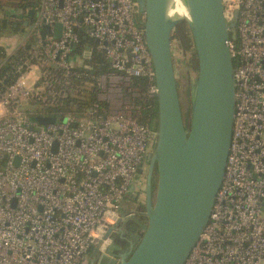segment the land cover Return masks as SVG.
<instances>
[{"label": "built area", "instance_id": "obj_1", "mask_svg": "<svg viewBox=\"0 0 264 264\" xmlns=\"http://www.w3.org/2000/svg\"><path fill=\"white\" fill-rule=\"evenodd\" d=\"M222 2L224 19L236 17L233 128L209 220L184 264H264V0ZM143 21L135 0H39L21 66L37 71L39 100L57 102L73 65L90 58L71 55L81 31L110 68L95 79L108 109L40 126L16 96L25 73L15 94L0 95V264H90L91 248L106 254L112 244L124 201L138 200L155 132L135 118L131 79L146 81L148 98L157 93Z\"/></svg>", "mask_w": 264, "mask_h": 264}, {"label": "water", "instance_id": "obj_2", "mask_svg": "<svg viewBox=\"0 0 264 264\" xmlns=\"http://www.w3.org/2000/svg\"><path fill=\"white\" fill-rule=\"evenodd\" d=\"M135 1L144 17L157 88L155 140L145 176L146 223L134 246L118 254L108 248L104 257H115L116 264H184L207 225L225 172L235 104L233 58L227 43L236 17L224 19L222 0H181L187 15L174 13L173 18L166 16V9L170 3L175 7V0ZM181 22L186 24L196 66L187 124L171 52L173 32ZM55 28L59 31L61 26ZM35 121L46 126L55 120L38 116ZM90 264H96L95 259Z\"/></svg>", "mask_w": 264, "mask_h": 264}, {"label": "trees", "instance_id": "obj_3", "mask_svg": "<svg viewBox=\"0 0 264 264\" xmlns=\"http://www.w3.org/2000/svg\"><path fill=\"white\" fill-rule=\"evenodd\" d=\"M16 2L18 3L15 6L12 3L6 4L8 7L7 10L12 9V11L4 19L0 20V34L5 31L15 33L19 30L18 27L15 28V23L11 20V14L21 12V14L27 15L28 13H24L26 10L35 13L39 5V0H16ZM0 8H3L1 4ZM173 33V36L181 41L182 49L189 53L191 59L189 64L195 72V57L186 24L181 22ZM78 35L79 42L72 50V57L81 58L84 53L89 52L90 58L87 60L81 59V63L73 65L68 76L69 84L64 86L63 89L60 88L63 91L62 95L54 104H44L39 100L37 88L40 81L35 82L33 88L26 89L27 91L25 93L30 94V97L26 95L28 101L33 100L31 105L36 108L35 110H30V108L22 107L23 114L30 121L36 123L35 118L38 116L57 119L70 116L76 122L78 119L84 118L88 113L93 111L97 113L96 116L105 117L108 106L96 98L95 79L99 75L108 72L110 68L102 54L97 52L95 41L84 37L81 31L78 32ZM33 46L34 39L30 35L24 46L19 48L11 56H8L4 48L0 47V95L5 92L8 95L15 94L14 88L19 83L20 75L25 73V67H21L22 63L30 58ZM87 47L90 48L88 49L89 51ZM19 67L21 68L19 69ZM131 86L134 90L138 91V97L133 100L134 105L138 107V110L134 114L138 124L155 132L157 117L156 99L147 97V83L143 78H132ZM20 94L16 93V96L20 97ZM144 223H146V218ZM132 228L135 229L136 226L133 225ZM93 253L94 249L91 248L89 250V256H92Z\"/></svg>", "mask_w": 264, "mask_h": 264}, {"label": "rangeland", "instance_id": "obj_4", "mask_svg": "<svg viewBox=\"0 0 264 264\" xmlns=\"http://www.w3.org/2000/svg\"><path fill=\"white\" fill-rule=\"evenodd\" d=\"M10 1H16V0H0V4L2 5V7L8 8L6 6V4L12 3ZM171 44H172L171 45L172 46L171 47L172 59H173L178 95H179V100H180V106H181L184 122H185V124H187L188 114H189V93H190L191 84H192L193 80L195 79V72L189 64V61L191 60L190 55H189V53L185 52L182 49L181 41L178 38H176L175 36H173ZM24 78H25V83L24 84L20 83V86L22 85L21 86L22 91L20 94V98L22 99V107L23 108H25V107L30 108V110H35L36 109L35 106L31 105L33 103V100L29 102L28 98L26 96V95H28V97H30L29 96L30 94L25 93V91L28 90L26 81L27 82L29 81V83H30L35 78L36 82H39L38 73L36 70L35 71L31 70L30 72L27 71L24 74ZM87 86H89V85H87ZM147 167H148V163H147V165L144 166V169H143L142 174H141L142 175L141 182H140L141 194H140L137 201L133 200L135 202V203H133L134 205L132 206L133 212L139 211L140 207L142 208V206H144V195L143 194H144V183H145V176H146V172H147ZM129 198L131 200L134 199V195L131 196V194H130ZM130 199H129V201H131ZM125 207L126 206H124V204H123V208H125ZM140 212H144V209L141 210ZM120 226H119V228H120ZM142 233H143V231L141 232V234ZM141 234H140V236H141ZM116 239H117V233H116V235L113 236L111 246L115 243ZM111 246H110V248H111Z\"/></svg>", "mask_w": 264, "mask_h": 264}, {"label": "crops", "instance_id": "obj_5", "mask_svg": "<svg viewBox=\"0 0 264 264\" xmlns=\"http://www.w3.org/2000/svg\"><path fill=\"white\" fill-rule=\"evenodd\" d=\"M10 2H12V4H14V6L18 3L16 1H10ZM11 11H12V9L7 10V8H4V7L0 8V20L4 19V17H6V15H8ZM28 11L29 10H26L24 12V13H28L27 15L21 14V12H15V13L11 14V20L15 23L14 24L15 28H17V27L19 28V30L17 32L10 33V32L5 31V32L0 34V47L4 48V50L6 51L8 56H11L19 48L24 46V44L28 41V39L31 35V25H32L35 13H33L32 17H30L29 16L30 11L29 12ZM35 82H36L35 78L30 83H29V81L28 82L26 81L27 89H30V87L33 86V84ZM123 204L126 207L122 208V210L120 212L121 217H123L121 225L123 223H125L126 220L129 218V217H127V214L130 212H133L132 206L134 205L128 199H126ZM120 228H121V226H120ZM120 228H116L113 234L110 233L112 235V239H113V236L116 235V233L118 234ZM110 246H109V248H110ZM93 254L91 257H89V260L95 259L96 264H99V261L98 262L96 261L97 258L101 259V257L105 258L104 256H108V252H106V254H98V257H96V258L93 256Z\"/></svg>", "mask_w": 264, "mask_h": 264}, {"label": "flooded vegetation", "instance_id": "obj_6", "mask_svg": "<svg viewBox=\"0 0 264 264\" xmlns=\"http://www.w3.org/2000/svg\"><path fill=\"white\" fill-rule=\"evenodd\" d=\"M156 180H157V173L156 171H154L153 180H152V184H153L152 193H154L155 191ZM144 187H145V184H144ZM143 209H144V206H142V208L140 207L139 211L135 212L133 216L128 218L126 222L121 225V229L123 233L117 234V239L115 240V243L110 248V252L112 254H118L120 251L128 250L131 246H134L137 243V240L141 232L143 231L142 228L145 224L144 223L145 216L143 214L144 212H140ZM133 225L136 226L135 229L132 228ZM96 261L97 262L99 261V264H116L117 259L112 256V260H108L106 258H101V259L97 258Z\"/></svg>", "mask_w": 264, "mask_h": 264}, {"label": "clouds", "instance_id": "obj_7", "mask_svg": "<svg viewBox=\"0 0 264 264\" xmlns=\"http://www.w3.org/2000/svg\"><path fill=\"white\" fill-rule=\"evenodd\" d=\"M174 13H179L180 15H187L186 5L181 2V0H175V7L170 3L166 9V16L173 18ZM35 71V70H34ZM21 84L25 83V78L20 81ZM107 243V242H105Z\"/></svg>", "mask_w": 264, "mask_h": 264}]
</instances>
